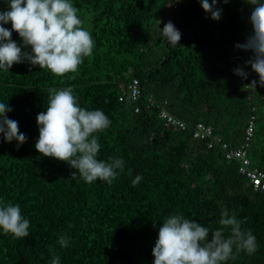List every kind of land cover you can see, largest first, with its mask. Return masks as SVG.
<instances>
[{
  "label": "trees",
  "instance_id": "trees-1",
  "mask_svg": "<svg viewBox=\"0 0 264 264\" xmlns=\"http://www.w3.org/2000/svg\"><path fill=\"white\" fill-rule=\"evenodd\" d=\"M175 1L72 0L82 16L91 14L94 40L74 80L26 60L0 69V102L27 137L17 148L0 133V199L19 204L30 222L23 239L0 230V264H51L53 254L60 264H153L161 221L176 212L208 227L210 235L223 213L236 214L256 237L257 251H241L224 264H264V192L253 190L219 146L192 136L195 123L203 122L234 145L253 114L248 154L264 168V87L250 85L259 79L244 64L252 52L235 47L252 33L254 6L217 0L221 18L213 20L200 0ZM7 10L8 0H0V12ZM169 21L181 33L175 46L161 30ZM0 26L11 29L10 22ZM11 38L30 52L16 32ZM237 67L247 79L234 74ZM134 78L141 87L137 101L127 93ZM67 86L81 107L99 109L112 122L97 134V158L125 162L111 185L85 183L78 173L71 176L76 170L66 162L35 149L36 116L46 111L47 89ZM162 108L186 127L165 125ZM137 175L142 179L133 186ZM61 235L69 237L67 247L57 242Z\"/></svg>",
  "mask_w": 264,
  "mask_h": 264
},
{
  "label": "clouds",
  "instance_id": "clouds-1",
  "mask_svg": "<svg viewBox=\"0 0 264 264\" xmlns=\"http://www.w3.org/2000/svg\"><path fill=\"white\" fill-rule=\"evenodd\" d=\"M200 3L213 20L221 18L222 10L214 8L217 0L211 4L200 0ZM246 3L254 6L249 16L252 33L235 47L252 52L244 64L250 65L259 79L250 85L264 87V2L246 0ZM8 8L0 12V23H11V29L0 26V69L8 71L13 64L26 60L55 77L74 80L84 59L93 54L91 14L82 16L72 0H8ZM161 30L171 45L178 44L181 33L171 21ZM13 31L25 47H30V52L22 51L12 40ZM233 71L242 78L248 77L242 67ZM47 95L46 111L36 116L39 135L35 149L42 156L66 162L76 170L71 176L78 173L85 183L100 180L111 185L124 171L125 164L119 157H109L107 161L97 158L101 148L97 134L108 129L111 120L99 109L81 107L72 86L49 87ZM11 110L7 103L0 102V133L6 142L17 141L18 148L27 137L19 131L18 122L6 115ZM141 179L137 175L132 185L136 186ZM161 222L152 248L153 264H224L237 259L241 251L248 255L257 251L256 237L250 229L242 228L245 221L236 214L223 213L220 227L211 235L208 227L186 219L180 212L168 215ZM29 228L30 222L21 214L19 204L0 199V230L14 239H23L29 236ZM57 242L62 248L67 247L69 237L61 235ZM51 264H60L59 255L53 254Z\"/></svg>",
  "mask_w": 264,
  "mask_h": 264
},
{
  "label": "built area",
  "instance_id": "built-area-1",
  "mask_svg": "<svg viewBox=\"0 0 264 264\" xmlns=\"http://www.w3.org/2000/svg\"><path fill=\"white\" fill-rule=\"evenodd\" d=\"M127 93L133 101L140 98L141 87L136 78L128 84ZM138 109V106L134 107V111H138ZM159 116L165 125L180 129L186 127L185 121L174 116L165 108L160 110ZM254 123L255 116L252 114L248 117L242 138L234 145L224 140L220 134L214 133L212 127L203 122L195 123L192 128V136L206 139L208 146H219L225 158L236 163L237 172L245 176L253 190L264 192V168L253 164L248 154L255 127Z\"/></svg>",
  "mask_w": 264,
  "mask_h": 264
},
{
  "label": "rangeland",
  "instance_id": "rangeland-1",
  "mask_svg": "<svg viewBox=\"0 0 264 264\" xmlns=\"http://www.w3.org/2000/svg\"><path fill=\"white\" fill-rule=\"evenodd\" d=\"M175 3L177 4L178 3V0H176ZM167 12L169 13L170 11L168 10Z\"/></svg>",
  "mask_w": 264,
  "mask_h": 264
}]
</instances>
